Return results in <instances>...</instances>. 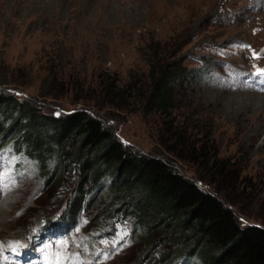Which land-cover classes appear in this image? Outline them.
Returning a JSON list of instances; mask_svg holds the SVG:
<instances>
[{"label": "rangeland", "instance_id": "1", "mask_svg": "<svg viewBox=\"0 0 264 264\" xmlns=\"http://www.w3.org/2000/svg\"><path fill=\"white\" fill-rule=\"evenodd\" d=\"M257 68H264V0H0V92L47 114L95 113L123 144L169 158L240 224L264 228V76ZM160 70L173 72L169 112L150 101ZM109 83L111 100L103 93ZM3 148L0 264H7V247L31 243L45 215L59 219L78 177L46 189V175L29 158ZM89 199L68 236L42 241L28 264H43L41 249L52 264L57 252L61 264H152L172 248L166 236L176 228L161 221L150 249L146 227L131 213L102 221L112 206L105 186ZM172 259L167 264L183 258Z\"/></svg>", "mask_w": 264, "mask_h": 264}, {"label": "trees", "instance_id": "2", "mask_svg": "<svg viewBox=\"0 0 264 264\" xmlns=\"http://www.w3.org/2000/svg\"><path fill=\"white\" fill-rule=\"evenodd\" d=\"M172 73L160 70L151 77L150 101L157 110L172 108L168 85ZM103 87L106 98H116L111 83ZM0 145H9L29 158L46 175V189L77 174L74 194L59 219L45 215V226L57 221L63 226L77 225L90 196L105 186L112 206L102 211V221L131 213L147 229L144 242L148 249L154 245L151 232L159 221L169 230L176 228L177 232L166 236L172 248L164 249L152 264H167L175 257L193 264L195 260L200 264H264V228L240 224L231 208L180 173L169 158L123 144L111 125L102 123L95 113L75 108L47 114L0 92ZM220 168L221 162L212 165L216 172Z\"/></svg>", "mask_w": 264, "mask_h": 264}, {"label": "snow or ice", "instance_id": "3", "mask_svg": "<svg viewBox=\"0 0 264 264\" xmlns=\"http://www.w3.org/2000/svg\"><path fill=\"white\" fill-rule=\"evenodd\" d=\"M255 75L264 76V68H257ZM10 247H11V251L15 252L17 247H22V246L19 244V242H16L15 246H10ZM53 247H55V246L51 245V244L46 245L47 249H51ZM40 251L44 254V262H43V264H52V261L49 259L48 253L44 249H41ZM56 256H57L56 264H61L60 253L57 252ZM0 259H3L2 250H0Z\"/></svg>", "mask_w": 264, "mask_h": 264}, {"label": "water", "instance_id": "4", "mask_svg": "<svg viewBox=\"0 0 264 264\" xmlns=\"http://www.w3.org/2000/svg\"><path fill=\"white\" fill-rule=\"evenodd\" d=\"M254 225L259 226V225H257V224H254Z\"/></svg>", "mask_w": 264, "mask_h": 264}]
</instances>
